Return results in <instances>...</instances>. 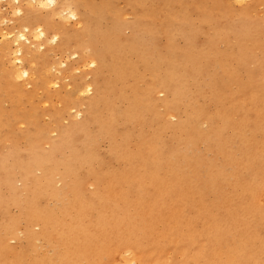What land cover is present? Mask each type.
Here are the masks:
<instances>
[{
  "label": "bare ground",
  "instance_id": "1",
  "mask_svg": "<svg viewBox=\"0 0 264 264\" xmlns=\"http://www.w3.org/2000/svg\"><path fill=\"white\" fill-rule=\"evenodd\" d=\"M7 2L8 7L13 2L19 3L18 0ZM25 4L38 10L50 7L51 13H63L65 8L72 6L66 5L64 0H25ZM15 9L16 14H22L19 7ZM71 10L66 13L74 19L78 13L74 8L76 13ZM12 12L14 15L15 11ZM99 13L97 10L96 14ZM20 19L19 30L10 39L7 37L9 44L7 40L5 42L8 49L12 44L14 48L6 55L11 68L8 76L30 86L33 77L39 73V69L36 71L33 67H41L36 53L42 50L41 47H52L51 44L59 49L65 38L61 32L48 30L45 25L32 27L39 24L33 16ZM136 22L126 24L130 37L135 36L139 25L148 27L145 20ZM239 23L240 48L251 46V51L259 50L264 54V41L259 39L257 28L248 27L243 18ZM118 30L116 24L114 31ZM5 33L4 37L11 32ZM98 35L97 28L93 26L85 36L78 37L75 47L82 63H88L92 68L84 73L83 84L78 91V97L89 95L86 99L78 98L76 104L77 109L84 108L81 113L76 112L79 118L83 114L82 122L63 129H28L24 135V139L30 142L26 152H43L41 146L44 144L49 145L47 151L51 152L36 155L34 163L41 171L40 177L29 178L28 173L24 176L31 180L32 185L24 186L28 201L21 206L19 218L38 229L33 232L26 227V246L13 254L5 239L13 236L18 219L12 218L8 225H0V264H264V69L259 81L250 78L243 84H237L238 68L243 67L246 56L233 67L230 62L232 54L225 55L226 63L219 64V67L227 81L235 82L237 86L234 92L223 97L218 96V92L227 84L212 83L214 94L209 99L214 102L216 112L210 120L218 122V126L210 129V135L196 133L195 139H188L182 149H167L158 132L152 131L150 140L130 149L127 145L129 140L140 135L125 128L120 133L122 143L113 144L109 152L121 168L109 172L101 162H97L98 156L92 146L95 136L88 137L87 127L99 121L100 128L106 132L104 134L112 136L111 126L117 119H137L133 117L131 107L120 112L114 105L115 101L105 100L106 94L113 92L114 84L113 80L103 77V72L111 73L116 66L117 70L112 73L122 75L128 58L118 56L117 60L115 54L98 48ZM101 35L106 34L101 32ZM150 38L153 41L156 38L151 31ZM127 41L130 38L123 39L121 43L129 45ZM146 42L150 43V40ZM103 43L110 46L108 39ZM139 47L145 54L144 44ZM122 52L130 51L123 48ZM160 63V58L150 53V63L145 61L144 67L151 81L145 85L152 86L157 81L158 90L168 93L175 83L170 82L173 80L171 76H167L168 82L162 80ZM57 66L55 68L59 69V64ZM62 67L66 74L64 80L72 69L70 66ZM153 70L155 74L150 73ZM6 92L4 101L10 110L6 111L4 118L10 120L15 117L19 95L11 88ZM116 94L114 97L122 98L120 93ZM145 100L148 103L150 95L146 94ZM100 103H105V114L98 112ZM163 104L167 112L177 116L175 103L167 100ZM20 119L26 121L24 115ZM139 124L144 123L139 121ZM2 127L5 123H0V129ZM52 132L58 134L55 142L47 137ZM78 136H84L80 148H75L72 141L68 156L60 161L61 178L71 180V185L66 188L70 193L64 196V190L56 189L49 175L54 168L46 167L44 163H52L51 154L56 152L62 141ZM196 142L206 144V156L190 158ZM219 158L226 166L221 164L222 170L216 168L210 176L212 165L209 163L215 165ZM95 162L97 169L93 168ZM198 168L208 172L204 185L219 196L218 201L210 202L207 209L201 207L202 189L193 183L197 181L195 173ZM83 178L90 180L91 192L83 191ZM0 180L9 182V173L3 172L1 163ZM51 198L57 200L53 207L47 203ZM36 237L42 239L47 253L36 251L32 245Z\"/></svg>",
  "mask_w": 264,
  "mask_h": 264
},
{
  "label": "rangeland",
  "instance_id": "2",
  "mask_svg": "<svg viewBox=\"0 0 264 264\" xmlns=\"http://www.w3.org/2000/svg\"><path fill=\"white\" fill-rule=\"evenodd\" d=\"M18 1L19 6L15 4L16 2H11L12 5L8 7L7 0H0V17H4V19L0 18L2 22L0 23V33H2L0 34V123H5V127L0 129V163L3 166V172L9 173V182L0 180V225H8L12 218L18 219L13 236L5 239L6 245L10 247L13 254L20 252L26 246V227L33 232L38 229L34 224H26L22 218H19L22 213L21 206L28 201L24 186L31 187L29 178L41 176V171L34 163L36 155L51 153L47 151L48 144L41 146L43 152H37V154L26 152L30 142L24 139V135L28 129L37 130L43 127L63 129L82 122L83 114L79 118L76 117V112L81 113L84 108L77 109L76 104L78 98L86 99L89 95L78 97V91L83 84L84 73L92 68L87 65L88 63H82L79 58L80 53L75 48L79 36L82 38L94 26L99 34L96 38L98 48L115 54L117 60L118 56L124 58L125 55L128 58L122 75L112 73L117 70L116 66L111 73L103 72V77L113 80L114 84L113 92L107 93L105 100L113 103L115 101L114 105L120 112L131 107L133 117L135 116L137 120H126L124 117L117 119L111 126L112 136L104 134L106 132L100 128L99 121L93 122L86 129L87 135L90 134L89 138L95 136L96 141L92 146L98 156L97 162H101L109 172L121 168L109 152L113 144L115 146L122 143L120 133L125 128L133 131L137 136L140 135L129 140L127 145L130 149L138 143L143 144L150 140L152 131L158 132L159 138L164 141L167 149H182V145L188 139H195L197 134L210 135V129L218 126V122L210 120L214 118L216 112L214 102L209 99L214 94L211 90L214 86L212 83L227 84L218 92V96L220 94L223 97L229 92H234L237 86L235 82L227 81L219 67V64L226 63L225 55L232 54L230 62L233 67L239 65L240 58L246 56L243 67L238 68L237 84H243L250 78L259 81L263 75L264 54L259 50L251 51V46L240 48L241 39L238 29L241 26L239 20L243 18L248 27L257 28L259 39L264 41V0H64L66 5L73 6L63 9L65 13L64 11L51 13V8L47 6L41 10L36 7L34 9L26 5L25 0ZM103 2L105 6L102 5ZM14 7H19L22 14H16ZM73 8L78 13L74 19L67 14ZM11 9L15 11L14 15L11 14ZM97 10L99 14H96ZM73 13L76 12L73 10ZM32 16L39 22L32 27L45 25L48 30L61 32L65 39L59 49H55L52 44V47L40 48L42 50L36 53V59L41 63V67H33L36 71L39 69V73L33 77V83L26 86L22 81L12 80L8 76L11 68L6 55L14 51V48L12 44L8 49L5 42L19 30L21 21L18 19ZM143 20L148 22V27L139 25L134 32L135 36L130 37L129 31L125 29L126 24ZM91 21L94 23L92 24ZM116 24L119 28L118 32L114 31ZM16 25L17 27H12ZM150 31L156 37L154 41L150 38ZM5 32L11 33L4 37L7 34ZM101 32H105L106 35H101ZM125 38H130V41H127L129 45L121 43ZM104 39L109 40L110 46L104 45ZM148 39L150 43L146 42ZM143 44L146 48L145 54L139 47ZM123 48L130 52H122ZM150 53L160 58L162 80L168 82L167 76L173 78L170 82L175 83V89H170L168 93L158 90L157 81H154L152 86L145 85L146 82L151 81L150 74L144 67L145 61L150 63ZM60 63L63 64L60 65ZM58 64L59 69L55 68ZM62 66H70L72 69L70 76L64 80L66 74ZM155 72V70L150 71L152 74ZM9 88L19 95V103L14 110L15 117L5 120L6 111L10 110V106L4 101ZM145 89H148V92L145 93ZM116 93H120L119 96L122 98L114 97ZM146 94L150 95L148 103L145 100ZM167 100L175 103L176 117L167 112L164 107L163 103ZM104 105L105 103L99 104V113L105 114ZM21 115L25 116L26 121L20 119ZM139 121L144 124H139ZM140 128L141 131H139ZM225 133L229 132L225 131ZM10 135H13V138ZM47 137L55 142L58 134L52 132ZM83 138L84 136H78L62 141L56 152L51 154L52 163H44L46 167L54 168L49 175L53 186L58 190H64V196L70 193L66 188L71 185V180L61 178L60 161L68 156L69 144L74 141V147L80 148ZM206 155V144L204 145L203 142H196L195 148L189 154L190 158ZM12 161L15 163L12 164ZM209 164L212 165L210 176L215 170H222V165L226 166L220 158L219 161L214 162L215 165L212 162ZM97 167V163H93V168L97 169ZM223 169L226 170L224 167ZM26 173L29 175L28 180L24 177ZM207 174L204 168H198L195 173L197 181L193 182L203 191L201 202L203 209H207L210 202L219 199L217 194L211 193L208 186L204 185V181L208 179ZM82 181L85 183L82 187L83 191L91 192L90 180L83 178ZM56 201L51 198L47 203L53 207ZM35 239L32 245L36 251L40 254L47 253L48 249L42 239L39 237Z\"/></svg>",
  "mask_w": 264,
  "mask_h": 264
}]
</instances>
